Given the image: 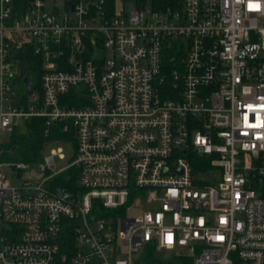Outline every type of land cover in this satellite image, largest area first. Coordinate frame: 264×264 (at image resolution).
I'll use <instances>...</instances> for the list:
<instances>
[{
  "label": "built area",
  "instance_id": "obj_1",
  "mask_svg": "<svg viewBox=\"0 0 264 264\" xmlns=\"http://www.w3.org/2000/svg\"><path fill=\"white\" fill-rule=\"evenodd\" d=\"M30 117L78 175L52 185L59 151L35 175L0 141V264H264V0H0V134Z\"/></svg>",
  "mask_w": 264,
  "mask_h": 264
},
{
  "label": "trees",
  "instance_id": "obj_2",
  "mask_svg": "<svg viewBox=\"0 0 264 264\" xmlns=\"http://www.w3.org/2000/svg\"><path fill=\"white\" fill-rule=\"evenodd\" d=\"M136 5L146 4L155 11L164 10L167 7L175 8L179 6L181 0H134ZM105 9L108 14L115 11V0H105ZM169 56V55H168ZM27 59L25 72L30 76L35 86H39L42 74L41 58L31 53L29 50L24 56ZM24 129L14 127L10 131V142L3 144V158L12 162H27L33 164L41 161L42 150L49 142L62 140L67 142L69 134L63 133L60 124H47L43 117H30L24 121ZM205 167V164H202ZM74 168L70 167L56 176L52 185L65 186L70 189L75 187L77 175ZM258 194L264 197V186L261 189L256 185ZM189 264L185 257L173 254L163 255L153 251L152 248L146 249L140 256L139 264Z\"/></svg>",
  "mask_w": 264,
  "mask_h": 264
},
{
  "label": "rangeland",
  "instance_id": "obj_3",
  "mask_svg": "<svg viewBox=\"0 0 264 264\" xmlns=\"http://www.w3.org/2000/svg\"><path fill=\"white\" fill-rule=\"evenodd\" d=\"M45 3L47 6H57L61 7L62 5V0H45ZM149 2L147 1V4ZM136 7V3L134 0H115V8L117 12L122 13V12H130ZM26 54L22 55V59L24 62V68L27 66V59L24 57ZM19 67H16V71H18ZM26 71V70H25ZM36 89V88H35ZM37 90V89H36ZM19 123V128L24 129V124L21 119L18 120ZM0 141L2 144H8L10 142V131H5L0 134ZM53 151H59V155H62L61 157L55 156L54 157V164L52 165V168L54 170H61V169H67L68 166L71 164V162L74 159V145L72 142H65L62 140H57L53 142H49L46 147L42 150L41 152V157L45 158L49 156ZM42 161V160H41ZM41 161H36L33 163V168L32 172L35 175H38L40 173V164ZM74 174L78 175L77 170L74 168ZM10 180L13 184H17L19 181L18 178L16 177H11ZM262 188V185H260L259 189ZM167 256V255H166ZM185 257L189 260V264H191V257L189 256H181ZM140 259V257H139ZM187 264V263H184Z\"/></svg>",
  "mask_w": 264,
  "mask_h": 264
},
{
  "label": "water",
  "instance_id": "obj_4",
  "mask_svg": "<svg viewBox=\"0 0 264 264\" xmlns=\"http://www.w3.org/2000/svg\"><path fill=\"white\" fill-rule=\"evenodd\" d=\"M23 83H24V85H25L26 87L29 86V79H28V77H25V78L23 79ZM30 93H31V92H30Z\"/></svg>",
  "mask_w": 264,
  "mask_h": 264
}]
</instances>
